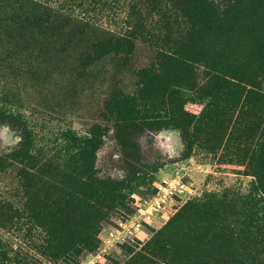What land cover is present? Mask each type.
Returning a JSON list of instances; mask_svg holds the SVG:
<instances>
[{
	"label": "rangeland",
	"instance_id": "obj_1",
	"mask_svg": "<svg viewBox=\"0 0 264 264\" xmlns=\"http://www.w3.org/2000/svg\"><path fill=\"white\" fill-rule=\"evenodd\" d=\"M66 2L0 0V264H264L255 111L180 64L162 91L146 45L80 77L63 12L38 21ZM115 12L86 19L125 28ZM170 181L162 219L139 218Z\"/></svg>",
	"mask_w": 264,
	"mask_h": 264
},
{
	"label": "trees",
	"instance_id": "obj_2",
	"mask_svg": "<svg viewBox=\"0 0 264 264\" xmlns=\"http://www.w3.org/2000/svg\"><path fill=\"white\" fill-rule=\"evenodd\" d=\"M66 3L58 11L42 5L38 21L46 20L48 15L58 18L56 13L63 12L59 17L66 27L61 31L70 32L71 38L86 48L75 61L77 75L90 74L89 69L102 61L117 62L121 67L139 45L150 47L153 59L144 72L152 81L161 76L166 80L170 76L169 67L180 64L191 74L204 76L211 88L235 94L238 105L255 111L258 167L259 173H264V0H68ZM74 8L84 12L82 19L73 17ZM96 10L114 15L115 11H124L126 27H119V16L107 15L115 29L99 28L90 16L86 19L88 12ZM87 30L92 31L93 38L88 39ZM170 84L171 80H166L159 85L162 91H168ZM78 175L71 174L70 179L86 177ZM48 178L50 181L44 182L43 188L69 185L59 175Z\"/></svg>",
	"mask_w": 264,
	"mask_h": 264
},
{
	"label": "built area",
	"instance_id": "obj_3",
	"mask_svg": "<svg viewBox=\"0 0 264 264\" xmlns=\"http://www.w3.org/2000/svg\"><path fill=\"white\" fill-rule=\"evenodd\" d=\"M176 183L174 181L165 182V186H160L158 195L153 197L152 201L146 205L144 208L138 210L139 218H142L146 221L152 220H161L162 219V204H164L168 198L173 193ZM183 188L184 186H180ZM140 224L138 223V218L135 221L129 224L123 225L124 230L130 231L132 229H138Z\"/></svg>",
	"mask_w": 264,
	"mask_h": 264
}]
</instances>
